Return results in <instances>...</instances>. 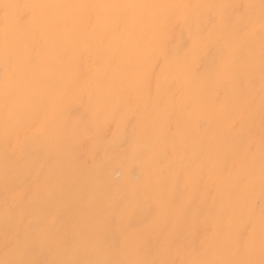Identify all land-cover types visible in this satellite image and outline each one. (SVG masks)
<instances>
[{"label":"bare ground","instance_id":"1","mask_svg":"<svg viewBox=\"0 0 264 264\" xmlns=\"http://www.w3.org/2000/svg\"><path fill=\"white\" fill-rule=\"evenodd\" d=\"M20 261L264 264L262 0H0Z\"/></svg>","mask_w":264,"mask_h":264},{"label":"snow or ice","instance_id":"2","mask_svg":"<svg viewBox=\"0 0 264 264\" xmlns=\"http://www.w3.org/2000/svg\"><path fill=\"white\" fill-rule=\"evenodd\" d=\"M262 2H264V0H262ZM5 8H8V7H20L19 5H7L5 4L4 5ZM24 7H33L31 5H25ZM98 7H120V6H116V5H99ZM124 7H133V6H124ZM16 264H24V262L20 261V262H16Z\"/></svg>","mask_w":264,"mask_h":264}]
</instances>
